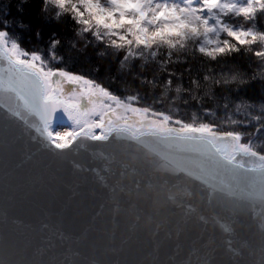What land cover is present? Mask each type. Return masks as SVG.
I'll list each match as a JSON object with an SVG mask.
<instances>
[{"label":"snow or ice","instance_id":"obj_1","mask_svg":"<svg viewBox=\"0 0 264 264\" xmlns=\"http://www.w3.org/2000/svg\"><path fill=\"white\" fill-rule=\"evenodd\" d=\"M52 3L58 10H70L81 46L84 41L89 46L96 42L97 48L107 46L111 51L100 55L111 57L121 71L132 72L137 62L154 63L159 66L154 78L164 74L175 46L183 47L186 39L198 38L194 53L211 58L234 51L232 39L246 42L215 15L209 17L215 21L209 26L204 10L255 12L252 3L237 8L231 0L215 4L195 0L196 6L194 0ZM7 15L5 5L0 11V26L5 29L0 30V255L7 256L13 245L53 248L52 238L59 237L69 245L61 253L64 258L71 264H87L89 252L115 249L117 216L125 221L123 246L141 235L179 238L208 223L218 224L216 208L235 216L247 202L264 204V151H253L250 140L242 142L236 128L183 122L151 105L136 106L137 95L119 94L91 74L53 66L10 39ZM221 32L231 39L219 40ZM59 43L50 41L52 57ZM163 48L168 59L158 52ZM211 72L206 68L203 76ZM175 76L174 71L167 72L161 79L164 90ZM119 79L116 76L114 83ZM253 132L260 135L264 129ZM82 149H92L103 169L89 170L76 163L74 157ZM185 197L202 201L210 218L195 204L189 206ZM22 211L35 215L40 226L25 224ZM220 227L230 230L226 223ZM37 236L39 246L34 243ZM209 244L201 245L202 251L193 247L180 264H204ZM60 261L53 254L40 264ZM0 264L5 261L0 259ZM98 264L111 262L98 259Z\"/></svg>","mask_w":264,"mask_h":264},{"label":"clouds","instance_id":"obj_2","mask_svg":"<svg viewBox=\"0 0 264 264\" xmlns=\"http://www.w3.org/2000/svg\"><path fill=\"white\" fill-rule=\"evenodd\" d=\"M31 0H18L16 8L18 11H23L21 5L29 4ZM240 3H245L246 0H239ZM8 5L7 0L0 3V11L4 6ZM52 0H40L39 15H42L45 21L58 23L61 13H69V9H63L57 14L56 7ZM55 6V5H54ZM252 7L255 9V15H244L240 13L228 14L225 17V23L235 29L245 43L232 39L231 44L234 51L224 56L212 58L216 62L218 68L215 75L203 76V82L190 83L187 87H181L177 84L172 89H165L157 98L159 103L167 105L171 112L175 113L181 106L185 112L193 109L201 110L210 108L211 111L206 113V118L209 123L212 122V117H216L219 123H227L230 128H236L241 137L251 141L253 151H264V132L256 135L253 132L254 128L264 129V5H257L254 0ZM259 21V22H258ZM12 20H9V26L12 25ZM18 27L24 28L26 25L17 23ZM248 33L254 35H247ZM37 38L39 31L37 30ZM225 40L230 37L224 34ZM198 38L189 39L187 45L183 46L184 51L189 55L195 56L193 51ZM189 49H192L189 52ZM177 52L180 49L176 50ZM243 54L250 58L248 68L241 69L236 64H226L225 59L233 54ZM259 53V55H258ZM40 55V54H39ZM60 59L58 55L52 57ZM259 82L258 98L246 97L242 91L252 82ZM218 90V91H217ZM196 112H193L195 117ZM200 124V123H199ZM252 133L251 135H249ZM258 230L264 234V216L261 217L257 225ZM121 249H114L113 252H119ZM47 247H31L23 245L17 247L13 245L7 256L0 255V259L5 261V264H40V261L47 254ZM232 255L229 257L231 264H264V248L260 250L258 257L249 251V256L254 258L244 260V252L239 249L230 250ZM156 246L148 256H152V260H147V264H154ZM75 254V253H74ZM71 264L70 258L61 259L60 264ZM87 264H98V259L88 257ZM113 264H124L120 260L113 261ZM132 264H145V260L133 261ZM204 264H213V258L209 254Z\"/></svg>","mask_w":264,"mask_h":264},{"label":"trees","instance_id":"obj_3","mask_svg":"<svg viewBox=\"0 0 264 264\" xmlns=\"http://www.w3.org/2000/svg\"><path fill=\"white\" fill-rule=\"evenodd\" d=\"M4 0H0L3 3ZM18 0H7L8 15L6 19L12 20V25L9 26L6 31L9 33L10 39L14 40L18 46L24 51L32 52L36 51L45 58L51 65H59L62 67L70 68L77 72H83L85 74H91L93 77L102 81L105 85L110 86L114 91H118L119 94L137 95L139 97V103L136 106L151 105L152 108L164 111L165 113H171L174 118H180L183 122L193 123L198 125L199 123H209V119L206 118V113L211 111L210 108L185 112L183 106H181L175 113L171 112V109L161 103H155L154 101L160 97L161 92L164 91L161 79L166 78L167 72H175L176 76L173 77V85L169 87L172 89L175 87V83H179L181 87H187L191 83V80L203 82L204 70L211 68L212 72L210 75L216 74L218 65L211 57H205L203 54L195 53V56L189 55L184 51V48L177 44L173 53L170 57L171 63L165 65V72L162 76H156L158 65L154 63L143 64L137 62L135 69L132 72L127 70H119V65L114 63L111 57H103L100 55L101 52L111 51L110 48L104 46L103 48H97L96 42H93L90 46L88 41H84L81 46L78 43V38L75 37V30H78V26H75L71 15L69 13H61L59 18L60 22L55 23L51 21H45L42 15H39L40 0H31L29 4L21 5L23 11H17L16 4ZM246 5L251 4L252 0H246ZM257 5L264 4V0L256 1ZM55 8V6H52ZM56 11H60L56 9ZM228 14H234L231 11L223 12L217 15V19L226 17ZM247 15H255V12ZM211 20V19H210ZM212 24L215 21H212ZM259 22V21H258ZM17 23L26 25L21 28L17 26ZM222 25H227L225 21H221ZM0 30H5L0 26ZM37 30L39 31V38H37ZM219 40L224 41V33L221 32ZM57 39L60 43L54 48L56 55L60 59H53L49 53V48L52 47L50 41ZM90 36L88 40H92ZM176 39H179L178 37ZM231 38H229L230 40ZM189 39L182 41L183 46L187 45ZM199 41H197L198 43ZM72 44H76V48H72ZM86 48V51L84 50ZM180 49L179 52L176 50ZM192 49H189L191 52ZM158 52L162 53L165 59H168V50L166 48L158 49ZM224 55H221V57ZM61 60L63 63H61ZM249 57L241 54H233L231 57L225 59L226 64H236L241 69L248 68ZM99 69L97 72L96 69ZM119 76L120 79L115 80V77ZM180 77V79H176ZM151 81L152 83H149ZM259 82H252L242 91L246 97L258 98ZM218 91V90H217ZM193 112H196L195 117ZM212 123L217 129H230L227 123H219L216 117H212ZM242 142L247 143L248 140L242 137Z\"/></svg>","mask_w":264,"mask_h":264},{"label":"water","instance_id":"obj_4","mask_svg":"<svg viewBox=\"0 0 264 264\" xmlns=\"http://www.w3.org/2000/svg\"><path fill=\"white\" fill-rule=\"evenodd\" d=\"M2 66V65H0ZM92 149L88 151L81 150V153L74 157L76 163H82L86 168L91 170L92 168L99 170L103 169V161L100 159H94L91 155ZM69 170H71V165H68ZM90 174V173H88ZM195 192V188H192ZM70 194V193H69ZM185 202L191 206L195 204L200 208L201 213L210 218V213L203 205L202 201L195 200L194 197H185ZM99 210V209H97ZM174 211L179 212V208H174ZM215 211L220 215L221 220L218 224L208 223L201 229H193L186 234H181L177 238L174 234L165 239L163 233L152 239L148 235H141L134 237L127 244L123 246L120 245L121 235L125 228V221L123 218L117 216V225L114 228L115 238L114 247L115 249H121L119 252H89V257H95L102 261H108L113 264V261L120 260L124 264H132L133 261L152 260V256H148L149 252H152L154 246H156L155 261L154 264H180L182 260L187 258L189 251L195 247L201 249V245L205 242L210 241L209 250L213 258V264H231L229 257L232 255V249H239L244 252L243 259L249 260L254 257L249 256V251L254 253L255 257L260 255V250L264 248V234L258 230V223L262 216H264V204L260 201L247 202L245 203L243 210L240 211L235 216H232L227 211H222L216 208ZM21 219L25 224L36 225L35 215L22 211L20 213ZM110 219V218H108ZM228 224L229 231H224L220 227V224ZM40 226V225H36ZM99 226V224H98ZM45 233L47 229L43 230ZM97 234H93L95 238ZM101 242L103 239L101 238ZM34 243L39 246L40 238L37 236L34 239ZM52 244L55 245L53 248H47V254L44 258L51 256L53 254L58 256V259H64L61 253L67 251L69 245L67 242H62L59 237L52 238ZM179 245V247H178ZM73 250H78L73 246ZM196 257L193 256L195 261ZM67 264V261H65Z\"/></svg>","mask_w":264,"mask_h":264},{"label":"rangeland","instance_id":"obj_5","mask_svg":"<svg viewBox=\"0 0 264 264\" xmlns=\"http://www.w3.org/2000/svg\"><path fill=\"white\" fill-rule=\"evenodd\" d=\"M258 1V0H256ZM161 2H163V0H161ZM168 2H177V3H181L182 4V0H168ZM209 3L215 4L217 3V0H208ZM221 3H225L228 2V0H220ZM231 2L235 3L237 8L241 7V6H247L246 3H240L239 0H231ZM200 3V0H197V4ZM249 5V4H248ZM194 6L195 5V0H194ZM232 13H237L235 10L231 11ZM223 13L219 8L215 9L213 12H207V10H204V12L202 13V15L204 16L205 19L209 20V26H212V22L209 19L210 16L215 15L217 17L218 14ZM219 21L221 23V21H225L224 17L219 18ZM235 30V29H234Z\"/></svg>","mask_w":264,"mask_h":264}]
</instances>
